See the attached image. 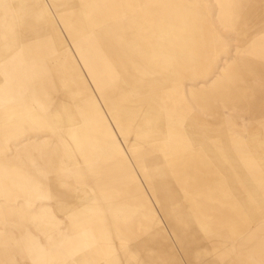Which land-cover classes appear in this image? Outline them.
<instances>
[{"label": "crops", "instance_id": "crops-1", "mask_svg": "<svg viewBox=\"0 0 264 264\" xmlns=\"http://www.w3.org/2000/svg\"><path fill=\"white\" fill-rule=\"evenodd\" d=\"M40 1L42 9L44 5L50 4V1L53 2V0ZM3 2L4 0H0V4ZM184 2V0L172 1V7L176 10L174 13L168 1L163 2L162 7V10H167V13L156 11L161 4L155 6V0H99L95 5L92 4L94 6L93 8L91 5L92 9L96 12L90 19L93 17L98 19L100 23L95 25L103 32L105 31L107 39H114L106 53L97 46L96 38L102 36H86L81 40L75 38L76 34H81L80 27L75 29L77 33L69 32L64 36L56 33L42 36L20 34L19 49L5 46L0 50V264H109L112 260L108 261L106 258L108 256L113 258L114 251L123 252L128 249L132 252V259L126 260L127 263L140 264V250L145 245L148 250L154 248L149 240L150 236L147 242L141 243L139 239V227L149 228L154 222V216L149 212L145 214L148 216L147 222L138 215L139 208L141 207L143 211L146 207V203H140L139 195L132 198V202H135V204L132 203V206H135V212L132 208V213L133 215L135 213L136 218L132 216L130 227H113L108 226L107 223L91 227L78 225L64 227L61 232L57 225L59 218L75 216L73 210H65L59 205L61 194H65L61 187L76 186L70 181L67 184L64 180L61 182V164L74 179L92 173V166L77 168L76 149L70 147L74 145V142L62 141L68 140L69 137L74 138L75 141V102H93L89 98L90 94L77 95V91H85L86 87L83 89L80 87L83 83L91 89V80L105 102L112 122L116 124L117 130L125 139V143L130 138L131 130L132 137H135L133 133L136 130V133L139 131L140 138L148 140L151 132L153 134L150 138L157 132L160 133L162 126L168 129L171 135L173 149L170 156L188 147L192 148L191 145L201 147L190 157L178 158L170 162L165 161L166 157L163 161L160 157L159 161H149L146 164L148 170L155 171L156 165L166 170L167 166L171 165V169L176 171L171 177L166 172L163 175L153 172V177L158 184L159 193L157 192L156 199L161 217L168 224L170 232L180 236L179 246L180 249L182 248L180 251L183 250L186 253V257L183 256L179 264H236L235 261L239 263L242 261V264H246L247 261L248 264H255V261H249L252 255L253 259L262 258L263 250L259 248H256L259 251L254 248L251 252H246V245L253 244V238H251L253 234L264 231V199L257 194V190H263L264 193V156L254 159L251 152L261 150L262 145L257 142L252 143L253 136L246 135L245 128L242 127H235L234 130L229 131L230 133L220 132V130H202L201 127L206 124L203 117L198 114L188 115L185 126L181 127L176 120H169L166 114L165 116L162 114L160 105L164 102L165 105L167 102H183L184 98L181 97L180 91L184 88L178 86L174 89L172 83L182 85L193 81L189 86V95L207 115L213 116L215 103L229 110H243L245 107L251 110L260 102V93L264 91L262 84L264 81L261 80L264 77V67L253 57L247 56L229 63L218 76L212 77L215 74L214 70L209 69L205 63L206 60L203 62L202 55L196 52L200 48L198 43L202 41V36L196 26L197 20H189L186 17L187 9L185 10L182 6ZM217 4L220 22L218 0ZM182 10L185 11L183 14ZM147 11L153 18L147 20L144 18V13L146 14ZM35 23L34 26L38 27V20H35ZM20 24L28 26V24ZM135 25L139 27V30H141L140 26H146V28L142 29L144 31L142 33L138 31L133 36V41L128 40L127 35L123 36L125 39H122L119 32L123 29L120 27ZM9 26L11 24L6 19L0 22V27H3L0 29V42L3 41L4 44L12 42L10 30L5 29ZM246 36L248 37V35L242 37ZM138 37L148 42L147 60L150 63L140 60L141 46ZM117 38L123 42L121 45ZM258 38L256 41H250L252 45L249 50L251 53L263 54L264 38L261 36ZM14 39L16 42L18 36L16 35ZM60 44L62 49L59 48ZM68 44H74L79 58L90 73L89 78L84 80L82 77L84 73L79 70L83 71V68L77 66L75 50H69ZM111 60L114 61L117 69ZM189 63L191 67L194 66V71L190 73L187 72ZM234 67L233 74L230 70ZM94 68H97L100 74L105 73L106 76H94ZM226 69L230 72H225ZM122 74L131 75L132 82H138L139 87L150 84L152 89L155 87L154 89L162 93L151 100L135 98L133 102H138L135 110L129 111L126 108L121 113L122 108L119 104L124 102L125 98L123 91H120L119 75ZM174 75L178 77L173 78ZM257 75L261 79L260 77L257 79ZM206 79H209L208 87L202 85L203 80ZM111 83L114 87L108 92L105 91ZM158 83H163L164 87L157 86ZM90 89L87 90L90 91ZM132 112L135 113H133L134 117ZM172 116L179 117V110H175ZM135 118L139 119V124L140 121H144L145 124L141 122L142 126H139ZM133 119L137 123H134L135 126L132 125ZM129 121L132 123L131 126L128 124ZM98 122L96 125H91V118L88 117L87 126L83 125L82 132L89 136V130L93 129V132H96L97 141L95 142L100 144L99 147L105 153L122 155L121 145L117 142L110 120L103 115L102 120ZM162 122L165 123V127L161 124ZM148 123H153V126H149ZM146 128L148 132L150 130L149 133L145 130ZM184 132L187 133H185V139L188 137L195 139L187 146L182 142L181 137H177ZM70 133L73 135L71 136ZM140 133L144 135L140 136ZM30 145L33 147H29ZM132 151L134 161L137 149L133 148ZM204 155L209 159L204 160ZM207 161L213 162L214 169L220 171L214 181L216 179L222 183L215 181L213 188L204 191L198 188L201 183L200 178H192L191 172L200 170L201 168L198 167L203 166ZM161 164L163 166H160ZM173 178L177 179L180 186L185 185L191 191L197 188L192 191L193 196L184 198L186 192H182L177 184L174 186ZM78 181L84 180L78 179ZM253 183L257 186L253 187ZM99 185L106 187L107 180H101ZM136 187H138L137 184ZM107 197L106 188L103 191L100 189L99 199L97 197L93 199L88 194L86 199L88 220L95 218L96 221L99 217L107 219L104 213L100 215V210L97 211L95 205L97 202L101 205L105 204ZM115 201L116 199H113V202ZM14 206H19V210L17 208L13 210ZM103 209L101 208V212H107V206L106 210L105 206ZM61 212L64 215H61ZM79 217L83 218L82 215ZM53 221H56V226H50ZM247 223L259 225L255 227V232L249 238L241 240L244 243L243 247L238 245L240 248L237 247L232 254H224L223 248L215 245L219 243L218 240L206 239L204 242H209L210 245L213 243L210 250L211 258L196 257L192 262L187 259V236L201 235V232L209 231L220 235L225 232V237L219 235L223 237L221 241L223 239L229 242L236 241V238L240 237V235L237 236L238 231L248 233ZM162 227L160 233L165 232ZM27 231L37 235L38 238L29 241L27 237H24L28 234ZM60 233L70 235L66 242H60ZM38 239L46 245V250L39 246ZM166 246L167 244H164V247ZM209 249L206 251L210 252ZM93 250L96 255L103 251L104 258L98 256L99 260L92 261ZM79 256L81 259H78ZM54 260H57V263H54ZM115 260L114 258L112 263ZM158 260L152 256V251L148 252L146 264H172L170 258L169 262L166 258L163 263L156 262ZM120 264H123V260H120Z\"/></svg>", "mask_w": 264, "mask_h": 264}, {"label": "rangeland", "instance_id": "rangeland-1", "mask_svg": "<svg viewBox=\"0 0 264 264\" xmlns=\"http://www.w3.org/2000/svg\"><path fill=\"white\" fill-rule=\"evenodd\" d=\"M99 0H53V2L48 5H44L43 7L40 5V0H4L3 4H0V22H3V19H6L10 22L11 26L6 27V30H10V34L12 36V42L6 43L0 42V50L3 49L5 46L13 47V49L17 48L19 49V37L20 34L22 35H37L42 36L43 34L49 35L50 33H56L61 36L67 35L69 32L71 34L77 33L75 29L77 27L81 28V34H76L75 38H78V40L83 39L86 36H93L96 37V35L102 36L97 37L96 40L98 41L97 46L102 49L105 53L108 50L109 46L112 44L114 39H107L105 35V31L101 30L99 27H97L95 24L100 23L98 19H95L94 17L90 19L91 15H95V12L92 9V6L95 5V3ZM168 1L171 3L172 7V1L173 0H155V6L158 4H161L160 8H156V11L162 12L165 11L167 13V10H162L163 2ZM185 2L182 3L183 7L187 11L185 12L186 17L189 20H197L196 26L197 29L200 32V35L202 36V41L198 43L200 45V48L196 50L200 55H202L203 62L206 60V64L208 65L209 69L214 70L215 74L212 77L218 76L221 70L225 69L228 63H231L235 61L238 58H243L247 56L253 57L255 60H257L262 67H264V53H251L250 46L253 41H256V38L259 39L260 35H257L258 33L264 31V0H218L219 3V17L220 22L218 19V4L217 0H184ZM101 2V1H100ZM93 4V5H92ZM50 5V6H49ZM92 5V6H91ZM49 6V7H48ZM94 8V6H93ZM183 8V9H184ZM195 8V9H194ZM172 13L176 12L174 7L171 8ZM144 13V18L150 19L153 18L150 13ZM164 13V12H162ZM4 15V17H3ZM6 16V17H5ZM35 20H38V27H35L34 25ZM145 20V21H146ZM182 21V20H181ZM151 22V21H150ZM20 23L28 24V26H21ZM51 23V25H49ZM53 25V26H52ZM104 25V24H102ZM141 30H139L138 26H128V27H120L123 29L119 33L121 34V38L125 39L124 37L127 35L128 40L133 41V36L140 31L141 33L143 28H146V26H140ZM129 28V29H128ZM0 29H3V27H0ZM71 29V30H69ZM128 29V31H127ZM56 30V32H55ZM131 30V31H130ZM49 33V34H48ZM250 33V34H248ZM18 36V42H15V36ZM243 35H248L245 38L242 37ZM256 35V36H255ZM124 36V37H123ZM204 37V38H203ZM253 38V39H252ZM139 41V45L141 46V54H140V60L145 63H150L148 59L149 53L147 52V44L146 39L142 37L137 38ZM76 39V41H78ZM118 43L121 45L123 42L117 38ZM252 41V42H250ZM164 44V43H163ZM62 44H60L59 48ZM88 47L90 45H87ZM69 50L74 49L76 54V62L77 66L83 68L84 75L82 77L89 78L90 73L86 68L84 67V64L82 63V60L79 58L76 49L74 48V44H68ZM86 53H89L88 50H85ZM109 57V56H108ZM153 61V60H152ZM113 63L114 61L111 60ZM113 65L116 68L115 63ZM194 66L191 67L190 63L187 67V72L194 71ZM117 69V68H116ZM95 72H93L94 76H102L104 74H100L98 72L97 68H94ZM121 71V70H120ZM122 73V71H121ZM106 76V75H105ZM119 81H120V91H123V94L125 96L124 102H120V107L122 108V111H125L126 108L128 110H135L136 105L138 102H133L134 99H144L147 98L148 100H151V98H154V96L160 95V91H157L154 89L155 87L150 86V84L141 85L140 87L132 82L131 75H119ZM173 78H177L178 76L174 75ZM211 77V78H212ZM209 78V79H211ZM209 79L203 80V86H209ZM84 82V81H83ZM173 82V81H172ZM193 81H189L187 83H184L182 85H178V83H172L173 88L175 89L178 86H181L184 88L181 92V97L184 98L183 102H167V105H165V102H161L163 104L160 105V108L162 109V114L165 116L167 115L168 119L176 120V123L178 125H181V127H184L186 124V120L188 119L187 116L191 114H198L199 116L203 117L205 120V126H202V130H211V131H218L220 132H228L231 130H234L236 127H242L245 128V134L246 135H252L251 142H257L262 145V149L259 151L253 150L251 151L253 153V158L258 159L257 157L264 156V91H262L260 102L256 104L255 108L249 109L247 107L243 108V110L236 109V110H229L227 108H224L222 106H219L215 103L214 109H213V116L207 115L205 111L202 110V108L197 104V102H194L193 99L189 95V86L192 85ZM188 84V86L186 85ZM92 88L88 85L85 86L83 83L82 89L86 87L85 91H77V95H86L90 94V99H92L93 102H75L74 107V117L76 119L75 122V132L74 138L70 139V137L67 139H63L64 142H74V145H70L71 148L75 147V163L77 165V168H83V166H92L91 170L92 173L74 179L70 173L65 171V166L61 164V182L64 180L66 184L70 181L76 184L75 185H68L65 187H61V190L65 191V194H61L59 205L61 208H64L65 210H73L75 213L73 217H66V218H59V225L61 232H63L64 227H74V226H99L104 225L107 223L108 226L113 227H130L132 224V216L135 219V213L133 215V209L135 212V206H132V203L135 204V202H132V198L139 195V201L140 203H143L146 205L144 210L141 211V207L139 208L138 215L141 216V219L145 222L148 221V216H145V214H148L147 212L151 213L154 216V222L151 227L144 228L143 226L139 227V239L142 241L147 242L148 237L150 236V242L153 244L154 248L151 250H148L147 246L143 245V249L140 250V264H146V258L149 251H152V256L156 257V262L163 263L164 259L166 258L167 262H169V258L171 259L172 264H179V260L185 256V252L182 250L180 251V236H176L173 233L170 232V228L168 224L163 220L160 214V207L158 206V201L156 199L157 192H158V184L155 182L153 177V172L158 173L159 175H163L164 172L168 174L170 177L173 175L176 171L172 170L171 165H168V169L163 170L162 168H158V165L155 167V171L148 170L147 163L150 161H159L158 159L161 157L162 161L163 158L166 157V162H170L171 160L178 159V158H186L190 157V155L194 154L195 151H197L200 147L191 145L192 148H189L179 152L177 154H174L170 156L172 153V144H171V138H170V132L168 129H165L161 126V132H157V135L153 138H148V140L140 138L139 137V131L136 133V130L133 134H135V137H132V130L129 134L130 138L127 139V143H125V139L121 136L119 131L117 130L114 122H112V118L109 115L107 106L105 105V102L101 99L99 96V93L95 89L94 82L91 80ZM163 86V83L157 84V86ZM201 85V86H202ZM114 86L113 83H111L107 90H110ZM134 86L136 87L134 89ZM168 86V85H167ZM199 87V86H198ZM78 88V86H77ZM90 89L88 91L87 89ZM145 89V90H144ZM140 90V91H139ZM143 90V91H142ZM84 93V94H83ZM174 97L176 96V92H173ZM80 97V96H79ZM78 97V98H79ZM138 97V98H137ZM83 98V97H81ZM135 99V100H136ZM150 103V102H149ZM148 108L150 109V105H148ZM127 110V111H128ZM175 110H179V117L175 118L173 115V112ZM99 113V114H96ZM105 115L108 120H110L111 126L115 132L117 142L121 145L122 155H109L108 153H105V151L100 148V144L96 143V132H93L89 130L90 135L88 136L87 133H83V125L86 124L87 126V118H91V125L98 124L99 120H102V116ZM135 116V115H133ZM172 116V117H171ZM166 117V118H167ZM163 121V119H161ZM131 123V122H130ZM170 121L167 123L169 125ZM103 125V123L101 122ZM153 123H150V126ZM163 126L165 123H161ZM183 125V126H182ZM131 126V124H130ZM165 127V126H164ZM167 127V126H166ZM85 130V129H84ZM151 130V127H150ZM149 130V132H150ZM243 132V133H244ZM185 133L180 134L177 136L178 138L181 137L182 142L184 144L193 143L194 138L188 137L185 139ZM187 134V133H186ZM221 134V133H220ZM72 136L73 133H70ZM144 135L143 133L140 135ZM137 137H139L137 139ZM134 140H136L134 142ZM178 141V140H177ZM14 142V141H13ZM205 142V141H204ZM84 143V144H83ZM130 144V146H129ZM97 145V146H96ZM174 146V145H173ZM29 147H33L30 145ZM175 147V146H174ZM137 149L136 154V161L132 159V149ZM178 148V147H176ZM180 149V148H179ZM178 149V150H179ZM200 150V149H199ZM14 153V151H13ZM15 154V153H14ZM14 157V155H13ZM204 160H208L209 157L203 156ZM62 160V158H61ZM154 161V162H155ZM206 162V161H205ZM204 162L203 166H199L198 168H201L200 170H193L191 172L192 178L198 177L200 178V186L198 188H201L202 190L206 191L210 188H213V185L216 182L222 183V181H217L214 178L220 173L219 170L214 169L213 162L207 161V163ZM134 163V164H133ZM74 164V163H72ZM163 164V163H162ZM160 166H163V165ZM213 164V165H212ZM217 168V167H216ZM106 178V179H105ZM78 179H82L84 181H78ZM101 180H107L106 187L103 185H99ZM174 186L177 184V186L180 187V190L182 192H186L184 194V198L188 199L193 196L192 191L187 189V186H181L179 185V182H177V179L173 178ZM136 184L138 187H136ZM134 185V187H133ZM257 186V184L253 183ZM186 189H185V188ZM107 189L108 191V197L107 202L105 204L102 203V205L97 202L95 203L97 211L100 210V215L103 213L107 217V219L99 217V220L95 221L94 219H87L89 217V213L87 210L88 204L86 202V199L88 198V194L91 198L99 199L100 195V189L103 191L104 189ZM243 191V188H241ZM255 190H257L255 188ZM159 193V192H158ZM258 196H262L264 199V193L262 191L257 190ZM132 196V197H131ZM172 198V195L170 196ZM69 198V200H68ZM67 199V201H65ZM113 199H116L115 202H113ZM139 203V205H140ZM19 205V204H17ZM107 206V212H101L103 207ZM117 206H120L119 208ZM19 210V206H14L13 210L15 209ZM63 211V210H61ZM256 212V211H253ZM98 213V212H97ZM143 213V214H142ZM61 215H64V213L61 212ZM79 215H82L83 218H80ZM78 216V217H77ZM99 216V215H97ZM150 217V214H149ZM97 218V217H96ZM94 220V221H93ZM247 220V219H245ZM91 221V222H88ZM248 221V220H247ZM50 222V221H49ZM54 222V223H53ZM51 222V225L56 226V221ZM7 223V222H6ZM13 224H18L13 222ZM30 225V224H29ZM258 223H247L246 226L249 229L248 233H243L241 231L237 232L238 239L236 238V241H228L227 239H221L225 237L226 233L222 232L221 235L219 233H212V232H205L201 235H189L187 236V259L192 262V260H195L196 257H203L205 258H211V248L213 246L210 245L209 242H204L206 239H212V240H218L219 243H216L215 245L217 247H222L224 250V254H232L235 252V250L238 248L243 247L242 243L243 238H249L250 235L255 232V227L258 226ZM163 226V227H162ZM164 228L165 232L160 233V229ZM260 230V229H259ZM28 232V231H27ZM258 232V230L256 231ZM160 233V234H159ZM249 234V235H248ZM223 236V237H219ZM242 235V236H241ZM24 237H27L29 241L32 239L35 240V238H38L37 235L28 232L27 235H24ZM70 235H67L65 233H60L59 239L60 242H66L67 238H69ZM118 237V236H116ZM123 237V236H122ZM52 238V237H51ZM253 238L252 242L253 244L249 243L246 249V252H251L252 250H257L256 248H259L260 250H263V256L261 259H253V255L250 257L249 261H255V264H264V231L258 232V234H253L251 237ZM39 240V239H38ZM40 242V247L46 250V245H43ZM127 242V241H126ZM206 243V245H205ZM164 244H167L166 247H164ZM142 245V244H141ZM210 246L208 248V246ZM240 245V246H238ZM209 249L210 252L206 251V249ZM202 249V251H201ZM259 251V250H257ZM93 260H99L101 257L104 258V253L101 251L96 255V252L93 250ZM114 256L111 258L109 256V259L113 261L115 258L116 260L112 263V261L109 264H120V260H123V264H129L126 260L132 259V252L130 249L123 250V252L114 251ZM245 255V253H243ZM62 255V252H61ZM81 256L78 257V259ZM136 257L138 258V254L136 253ZM175 259V261H174ZM257 260V261H256ZM247 261V260H246ZM245 261V262H246ZM137 262V260H136ZM236 264H242V261L239 263L238 261H235ZM54 263H57V260H54ZM225 263V262H224ZM252 263V262H251ZM78 264V263H76ZM158 264V263H157ZM169 264V263H168ZM248 264V261L247 263ZM250 264V263H249Z\"/></svg>", "mask_w": 264, "mask_h": 264}, {"label": "bare ground", "instance_id": "bare-ground-1", "mask_svg": "<svg viewBox=\"0 0 264 264\" xmlns=\"http://www.w3.org/2000/svg\"><path fill=\"white\" fill-rule=\"evenodd\" d=\"M248 34H250V33H248ZM257 35H260L261 37L264 38V31L258 33ZM243 63H244V62H243ZM228 64H229V63H228ZM228 64H227V67H228ZM244 66H245V65H244ZM241 67H243V65H242ZM234 69H235V67L232 68L230 71H232V73H233V72H234ZM226 71H227V69L225 70V72H226ZM228 71H229V70H228ZM228 71H227V73H228ZM230 71H229V72H230ZM233 74H234V73H233ZM257 77H258V75L256 76V78H257ZM259 77H260V76H259ZM259 77H258V78H259ZM258 78H257V79H258ZM263 78H264V77H263ZM263 78L261 79V77H260V79H261L262 81H264ZM260 82H261V81H260ZM249 84H251V83H249ZM260 84H261V83H260ZM262 84L264 85L263 82H262ZM252 86H253V83H252ZM113 87H114V86H113ZM255 87H256V86H255ZM253 88H254V87H253ZM258 89H259V88H258ZM258 89H256V90H258ZM260 89H261V88H260ZM250 90H251V89H250ZM253 90H254V89H253ZM253 90H252V91H253ZM108 91H110V90H108ZM108 91H107V92H108ZM258 91H260V90H258ZM254 93H255V91H254ZM110 94H111V93H110ZM251 94H252V93H251ZM105 95L107 96V94H105ZM103 96H104V95H103ZM103 96H102V97H103ZM107 97H108V96H107ZM107 97H106V98H107ZM109 97H110V96H109ZM103 99H104V98H103ZM151 108H152V107H151ZM129 113L131 114V112H129ZM133 113H134V112H132V114H133ZM134 114H135V113H134ZM134 114H133V115H134ZM109 115H110V114H109ZM137 115H139V114H137ZM129 116H130V115H129ZM149 116H150V115H149ZM151 116H152V115H151ZM151 116H150V117H151ZM133 117H134V116H133ZM139 118H140V117H139ZM131 119H132V118H131ZM141 119H142V117H141ZM143 119H144V118H143ZM129 120H130V119H129ZM135 120H136V118H135ZM151 120H152V119H151ZM121 121H122V120H121ZM131 121H133V122H132L133 124L130 123V121H129L128 124H132L133 126H135L137 123L139 124V122H138L139 119L136 120L137 123L134 122V119L131 120ZM148 121H149V120H148ZM141 122H142V121H140L139 126H140V125L142 126V123H143L144 121H143L142 123H141ZM134 123H136V124L134 125ZM121 124H122V123H121ZM144 124H145V122H144ZM148 124H149V123H148ZM115 125H116V124H115ZM126 126H127V124H126ZM145 126H146V125H145ZM149 126H150V124H149ZM117 127H118V126H117ZM127 127H128V126H127ZM127 127H126V130H127ZM129 127H130V126H129ZM123 128H125V126H124ZM123 128H122V130H123ZM136 128H137V127H136ZM140 128H141V127H140ZM144 128H145V127H144ZM144 128H143V129H144ZM119 129H120V128H119ZM133 129H135V128H133ZM138 129H139V128H137V130H138ZM143 129H142V130H143ZM149 129H150V127H149ZM139 130H140V129H139ZM145 130H147V128H146ZM153 130H154V129H153ZM155 130H156V129H155ZM129 131H130V130H129ZM134 132H135V130H134ZM140 132H141V130H140ZM147 132H148V130H147ZM156 132H157V131H156ZM156 132H154V133H156ZM148 133H149V132H148ZM140 134H141V133H140ZM152 134H153V132H151V135H152ZM156 134H157V133H156ZM134 135H135V134H134ZM151 135H150V136H151ZM150 136H149V137H150ZM153 136H154V135H153ZM152 138H153V137H152ZM134 139H135V138H134ZM137 139H138V138H137ZM109 255H110V254H109ZM106 259H107L108 261H110L109 256H108Z\"/></svg>", "mask_w": 264, "mask_h": 264}]
</instances>
